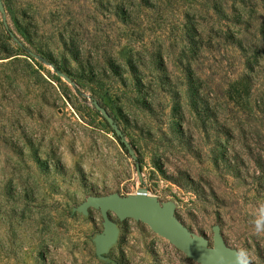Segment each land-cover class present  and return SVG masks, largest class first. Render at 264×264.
Segmentation results:
<instances>
[{
    "label": "rangeland",
    "instance_id": "rangeland-1",
    "mask_svg": "<svg viewBox=\"0 0 264 264\" xmlns=\"http://www.w3.org/2000/svg\"><path fill=\"white\" fill-rule=\"evenodd\" d=\"M3 1L0 264H200L112 211L97 257L102 214L74 208L140 187L264 264V0Z\"/></svg>",
    "mask_w": 264,
    "mask_h": 264
},
{
    "label": "water",
    "instance_id": "water-1",
    "mask_svg": "<svg viewBox=\"0 0 264 264\" xmlns=\"http://www.w3.org/2000/svg\"><path fill=\"white\" fill-rule=\"evenodd\" d=\"M0 12L3 15L4 25L8 29L6 8L3 0H0ZM67 80L73 84L70 78L67 77ZM93 102L95 108L113 127L120 142L128 150L132 158L137 160V155L124 139L123 131L109 110L98 100L94 99ZM136 169L138 177L142 179V166L139 162L136 163ZM90 208L99 209L103 217L102 232L97 233L92 238L96 255L103 261L107 260L106 254L117 243L120 233L117 223L109 215L110 211H112L120 220L133 218L146 223L155 233L170 241L174 247L200 264H254L243 259L237 249L227 245L219 225L213 227V245H210L209 240L205 236L191 232L177 218L174 201L161 202L157 196L150 194L144 187H140L137 192L128 195H121L115 192L108 195L89 196L83 203L76 206L74 211L88 216Z\"/></svg>",
    "mask_w": 264,
    "mask_h": 264
},
{
    "label": "trees",
    "instance_id": "trees-1",
    "mask_svg": "<svg viewBox=\"0 0 264 264\" xmlns=\"http://www.w3.org/2000/svg\"><path fill=\"white\" fill-rule=\"evenodd\" d=\"M55 67H57L56 69L59 70V71H62L61 68L59 67L58 64L55 63ZM123 145V144H122Z\"/></svg>",
    "mask_w": 264,
    "mask_h": 264
}]
</instances>
